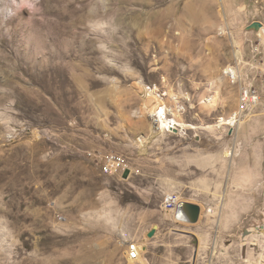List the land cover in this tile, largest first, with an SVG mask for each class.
<instances>
[{"label":"rangeland","instance_id":"374dc122","mask_svg":"<svg viewBox=\"0 0 264 264\" xmlns=\"http://www.w3.org/2000/svg\"><path fill=\"white\" fill-rule=\"evenodd\" d=\"M5 4L0 264H264V0ZM246 85L260 103L220 131ZM154 91L178 132L156 129ZM172 193L206 198L205 232L164 209Z\"/></svg>","mask_w":264,"mask_h":264},{"label":"built area","instance_id":"2783aa9c","mask_svg":"<svg viewBox=\"0 0 264 264\" xmlns=\"http://www.w3.org/2000/svg\"><path fill=\"white\" fill-rule=\"evenodd\" d=\"M241 96H243L242 114L247 110L258 106L261 100L258 89L247 85L242 88ZM155 125V127H159L158 124ZM124 166V162L120 157L111 154L105 158V163L102 165V173L106 176H117L125 168ZM185 203L186 202L183 201L178 194L172 193L165 197L163 207L165 210L171 212L174 215V218H184L186 216V213L184 212ZM208 213H211V211H208ZM141 253L142 251H140V247L137 243L131 242L127 245L126 254L128 261H138L141 257Z\"/></svg>","mask_w":264,"mask_h":264},{"label":"bare ground","instance_id":"6f19581e","mask_svg":"<svg viewBox=\"0 0 264 264\" xmlns=\"http://www.w3.org/2000/svg\"><path fill=\"white\" fill-rule=\"evenodd\" d=\"M223 72H224L225 76L229 79L231 84H237V83L240 82V80H241V76L240 75L241 74H240V70H239L238 67L233 66V65H229ZM149 96L152 97L151 100H150V102L152 103V106H153V103L156 104L155 108L153 109L152 116L154 117L155 123L159 125V127H156L157 130L161 131V133L164 132V131H166V132H174V131L176 132L177 131L178 132L179 129L182 128V126L184 127V125L182 123H179V122H176V121H175L176 122L175 123V122H170V121L167 120V116L168 115H174V114L172 113V110L169 109L167 104L163 102V100H162V102L160 101L162 98L159 99L158 93H156V92L152 93L151 92V94ZM146 98H149V97H146ZM172 98H173V101L176 103V105H179L180 97H177V96L174 95ZM240 99H241V103L238 102L239 103V105H238L239 108L238 109L236 108L237 109V110H235L236 112H234L233 115H231V117L228 120H226V119H221L220 120L219 124L217 125L218 129L220 131L226 126L235 127V126H239L240 125L241 119H242L241 110H243V96H241ZM150 102H148V104H151ZM207 104H212V99H208L207 100ZM177 109H178V115L176 114V116L179 119L184 114V109L182 107H179ZM177 219L180 220V221L192 224V225L196 224V223H193L188 216H185L184 218L183 217H181V218L179 217Z\"/></svg>","mask_w":264,"mask_h":264},{"label":"crops","instance_id":"0c3cea01","mask_svg":"<svg viewBox=\"0 0 264 264\" xmlns=\"http://www.w3.org/2000/svg\"><path fill=\"white\" fill-rule=\"evenodd\" d=\"M259 174H260L259 172H257L256 170H253V169L243 170L240 172V175L237 177L238 182H239V179H240V182H242V183H246V181H244L245 179H247V180L248 179L249 180L257 179L260 176ZM247 182L251 183L250 181H247ZM252 183H254V181H252ZM194 204L199 205L202 209L201 221L198 222L196 227H198L197 229H201V231L205 232V229L207 227H209V225H210V219H208V215H209L208 211H211V213H212L214 208L210 205V203H208L206 198H203V200L200 202H194ZM219 227H222V224H221V226L219 225Z\"/></svg>","mask_w":264,"mask_h":264},{"label":"water","instance_id":"95a60500","mask_svg":"<svg viewBox=\"0 0 264 264\" xmlns=\"http://www.w3.org/2000/svg\"><path fill=\"white\" fill-rule=\"evenodd\" d=\"M257 26L261 27L262 25L257 24ZM184 212L186 213V216H188L193 223L197 224L201 218L202 209L199 205L186 202L184 204ZM157 229L158 226H155L154 229L148 234V237L149 238L154 237Z\"/></svg>","mask_w":264,"mask_h":264},{"label":"clouds","instance_id":"9594fccd","mask_svg":"<svg viewBox=\"0 0 264 264\" xmlns=\"http://www.w3.org/2000/svg\"><path fill=\"white\" fill-rule=\"evenodd\" d=\"M7 4L4 5V7L2 9H0V12H3L4 15H0V22L3 21V19L7 16Z\"/></svg>","mask_w":264,"mask_h":264}]
</instances>
